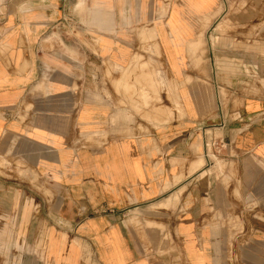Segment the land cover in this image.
<instances>
[{"label":"crops","instance_id":"crops-1","mask_svg":"<svg viewBox=\"0 0 264 264\" xmlns=\"http://www.w3.org/2000/svg\"><path fill=\"white\" fill-rule=\"evenodd\" d=\"M226 1L259 3L0 0V211L31 262L264 264V95L192 89Z\"/></svg>","mask_w":264,"mask_h":264},{"label":"rangeland","instance_id":"rangeland-1","mask_svg":"<svg viewBox=\"0 0 264 264\" xmlns=\"http://www.w3.org/2000/svg\"><path fill=\"white\" fill-rule=\"evenodd\" d=\"M258 2L256 5L247 1L222 3L216 13L219 19L206 37L199 39L200 44L211 51L208 63L210 60L212 82H202L192 88L202 98L208 97L204 103L212 105L217 94L226 104V99L237 87L243 88L246 94L264 95V0ZM242 16L249 21H244ZM231 75L235 76L233 81ZM213 125L214 122L202 127L209 129ZM214 142L208 140L207 154L216 161L219 152L216 145H212ZM173 202L170 198L164 204L172 205ZM16 218L14 212L0 211V264H34L30 257L43 259L44 253L39 244L32 245L28 229L13 227Z\"/></svg>","mask_w":264,"mask_h":264},{"label":"built area","instance_id":"built-area-1","mask_svg":"<svg viewBox=\"0 0 264 264\" xmlns=\"http://www.w3.org/2000/svg\"><path fill=\"white\" fill-rule=\"evenodd\" d=\"M214 141H215V140H214ZM214 144L216 145V150H217V152H219V149H220L219 147H220V146L216 143V141H215L214 143H212V145H214ZM206 152H208V148H207V147H206Z\"/></svg>","mask_w":264,"mask_h":264}]
</instances>
